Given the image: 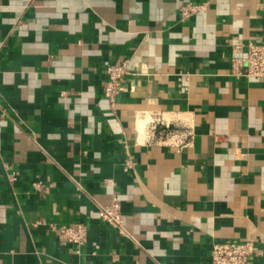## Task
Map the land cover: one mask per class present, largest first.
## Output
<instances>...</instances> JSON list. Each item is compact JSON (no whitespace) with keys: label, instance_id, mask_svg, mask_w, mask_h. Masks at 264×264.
Wrapping results in <instances>:
<instances>
[{"label":"crops","instance_id":"crops-1","mask_svg":"<svg viewBox=\"0 0 264 264\" xmlns=\"http://www.w3.org/2000/svg\"><path fill=\"white\" fill-rule=\"evenodd\" d=\"M249 41L264 0H0V264H211L223 241L264 264V77L231 63ZM113 196L121 231L98 218ZM76 222L81 247L55 231Z\"/></svg>","mask_w":264,"mask_h":264},{"label":"built area","instance_id":"built-area-1","mask_svg":"<svg viewBox=\"0 0 264 264\" xmlns=\"http://www.w3.org/2000/svg\"><path fill=\"white\" fill-rule=\"evenodd\" d=\"M194 6L182 8V14L188 15L194 10ZM232 68L236 76L261 78L264 77V43L249 41L243 57H232ZM127 61L117 65H108L104 85V94L113 101L114 97L123 90L122 82L128 74ZM153 128V127H152ZM129 158L124 161V169L132 168ZM98 218L110 227L122 230L123 220L118 199L113 196L108 205L98 209ZM59 238L75 247H81L87 239L86 226L76 222L56 227ZM254 250L251 242H216L211 248V264H248L249 257Z\"/></svg>","mask_w":264,"mask_h":264}]
</instances>
